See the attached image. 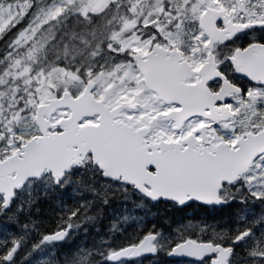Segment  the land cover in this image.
I'll return each instance as SVG.
<instances>
[{
	"label": "snow or ice",
	"instance_id": "1",
	"mask_svg": "<svg viewBox=\"0 0 264 264\" xmlns=\"http://www.w3.org/2000/svg\"><path fill=\"white\" fill-rule=\"evenodd\" d=\"M161 256L264 264V0H0V264Z\"/></svg>",
	"mask_w": 264,
	"mask_h": 264
},
{
	"label": "trees",
	"instance_id": "2",
	"mask_svg": "<svg viewBox=\"0 0 264 264\" xmlns=\"http://www.w3.org/2000/svg\"><path fill=\"white\" fill-rule=\"evenodd\" d=\"M69 203H71V201H69ZM43 207L45 208V218H47L50 215V213L47 211V205H44ZM130 210L131 209H129V211ZM116 211L122 212L124 211V209H121L119 206H117ZM185 212L186 211H184L183 213L168 211L167 213H165V210L163 208L154 209L153 213L148 215L147 217H143V220L145 223H148L149 225L155 222V223L163 224L165 228L175 229L179 224L186 223L189 220L195 222L196 218H206L201 216L187 218L183 216ZM196 212H201V211L196 210ZM157 213H159V215H157ZM216 213H217V217L222 215V213L219 210H217ZM159 259H160V264H176V261L170 260L168 257L161 256Z\"/></svg>",
	"mask_w": 264,
	"mask_h": 264
},
{
	"label": "flooded vegetation",
	"instance_id": "3",
	"mask_svg": "<svg viewBox=\"0 0 264 264\" xmlns=\"http://www.w3.org/2000/svg\"><path fill=\"white\" fill-rule=\"evenodd\" d=\"M201 211V212H196V210ZM186 212L184 213V217L190 218V217H196V216H201V217H207V216H217L216 211L217 210H212L209 209V211L205 212L203 209H201L198 205H194L192 208L186 209ZM222 215H226L225 212H221Z\"/></svg>",
	"mask_w": 264,
	"mask_h": 264
},
{
	"label": "water",
	"instance_id": "4",
	"mask_svg": "<svg viewBox=\"0 0 264 264\" xmlns=\"http://www.w3.org/2000/svg\"><path fill=\"white\" fill-rule=\"evenodd\" d=\"M170 260H174V261H179V260H181L182 258H170V257H168Z\"/></svg>",
	"mask_w": 264,
	"mask_h": 264
},
{
	"label": "rangeland",
	"instance_id": "5",
	"mask_svg": "<svg viewBox=\"0 0 264 264\" xmlns=\"http://www.w3.org/2000/svg\"><path fill=\"white\" fill-rule=\"evenodd\" d=\"M187 223V222H186Z\"/></svg>",
	"mask_w": 264,
	"mask_h": 264
}]
</instances>
